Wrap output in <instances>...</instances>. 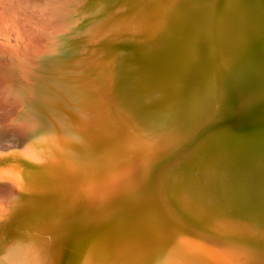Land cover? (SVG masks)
Here are the masks:
<instances>
[{"label": "bare ground", "instance_id": "1", "mask_svg": "<svg viewBox=\"0 0 264 264\" xmlns=\"http://www.w3.org/2000/svg\"><path fill=\"white\" fill-rule=\"evenodd\" d=\"M0 27V154L72 198L52 206L71 246L39 254L3 167L0 264H84L119 236L118 264H264V0H5Z\"/></svg>", "mask_w": 264, "mask_h": 264}, {"label": "rangeland", "instance_id": "2", "mask_svg": "<svg viewBox=\"0 0 264 264\" xmlns=\"http://www.w3.org/2000/svg\"><path fill=\"white\" fill-rule=\"evenodd\" d=\"M3 1H5V0H0V4H2ZM7 4H9V3H7ZM11 26L14 30H16V32L20 33L18 27L14 26V25H11ZM0 31H2L1 27H0ZM3 32H5V34H6V31H3ZM5 34L2 35L0 33V39L1 40L5 37ZM20 34L22 35L21 37L14 35V36H10V37L4 38V39H7L8 41H11V40L17 41L18 40L20 42L21 41L24 42V40H26L28 43H32L31 40L29 39V37H27L24 33L22 34V32H21ZM2 36H3V38H1ZM11 46H13V45H11ZM18 55H19V58L21 59V61H23L26 64H30L28 61H26V58H24L20 52H18ZM7 57H9V58L11 57L10 59H15L16 54L15 53L11 54L10 52L6 53V51H0V58H7ZM25 70L27 71L26 68H25ZM23 156H26V155H23ZM11 159H12V161H10ZM16 161H18V162H16ZM9 162H10V164H9ZM36 165L37 164H34L30 160L29 161L25 160L23 157L18 158L16 156V158H15L14 154H9V155L8 154H0V171L3 173V170H2L3 167H6V168L7 167L8 168L18 167V168H20L21 173H22V174L18 173V176L20 175V177L22 176L21 177L22 179L24 178L23 181L20 183L21 185H18V188H21V190H22V195H21L20 200H22V202L24 204L23 205L24 206L23 211H26V212L20 214V217L21 216H23V217L21 218V220H18V221H16V218H14L15 216L14 217H7L8 222L10 221V224H11L9 227L10 233L12 235H20V233L23 236L27 235V237L30 239L31 243L33 244L32 249H34V248L38 249L39 250L38 253L40 254V251L43 249H44V252H48V251L51 252L54 249L53 247H55V246H53V244L59 245V243H61V245H60L61 247L62 246L63 247L68 246V245L71 246V243L68 244L66 242H61V241L59 242V240H57L58 238H60V237H58V235L60 233L57 229H58V226L60 225V223L62 224V222L63 223L65 222L64 221L65 216L57 217L56 215H54L52 212V206L55 204H58L59 195H60V197H64V199H69L71 202H72V198L69 195L68 196L64 195L62 192L55 190L54 189L55 187L53 188L54 182L56 183V180L50 174V171H49L50 168L48 169L46 167V165H43V166H39V165L36 166ZM26 169H27V171H26ZM31 172H32V174H31ZM7 177L8 176H6L4 178V180L3 179L0 180V183H1L0 186L5 187V185H6L7 187H9L8 184L10 183L11 180L9 179V177L8 178ZM63 182L59 181L58 184L59 185L63 184ZM19 186H21V187H19ZM33 212L35 214L37 213L38 215L33 216L32 215ZM30 218H33V219L30 221ZM28 224L39 225V226H41L40 227L41 230L36 229L35 231L31 232L28 229ZM11 227L13 230H11ZM121 232L122 231L115 232V233L112 232V234H114V235L118 234L119 235V233H121ZM106 239L108 240L109 238H106ZM121 239H122V236H119V237H117V239H114L115 242H112L114 244H112L111 242L108 244V243H106L107 242L106 241L105 242L106 245L102 249L98 250V252L95 253V256L91 260L87 261L88 264H118V263H120L121 260H118V258L121 256L119 253L121 251L117 252V254L114 253V255L112 256L111 259H107L105 257L106 256L105 254L112 252L113 249L116 251V247L119 248V245H122V246L125 245V243L123 244L122 242H120V243L117 242ZM114 240H111V241H114ZM56 241H58V242H56ZM112 245H115L114 248ZM111 248H112V250H111ZM117 251H118V249H117ZM115 255H117V256H115ZM41 256L43 258V255H41ZM116 258H117V263H116ZM42 260H45V259L43 258ZM43 263L50 264L46 261ZM59 263L60 262H58L57 264H59ZM86 263H84V264H86ZM68 264H83V263L71 262Z\"/></svg>", "mask_w": 264, "mask_h": 264}]
</instances>
